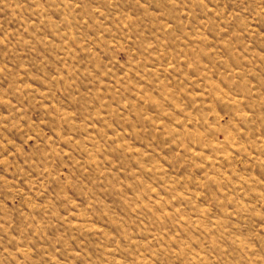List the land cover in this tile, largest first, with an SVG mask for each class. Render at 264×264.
<instances>
[{"label":"rangeland","instance_id":"obj_1","mask_svg":"<svg viewBox=\"0 0 264 264\" xmlns=\"http://www.w3.org/2000/svg\"><path fill=\"white\" fill-rule=\"evenodd\" d=\"M0 264H264V0H0Z\"/></svg>","mask_w":264,"mask_h":264}]
</instances>
